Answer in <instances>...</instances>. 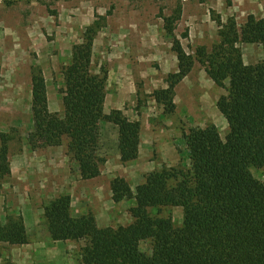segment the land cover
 Instances as JSON below:
<instances>
[{"label": "rangeland", "instance_id": "obj_1", "mask_svg": "<svg viewBox=\"0 0 264 264\" xmlns=\"http://www.w3.org/2000/svg\"><path fill=\"white\" fill-rule=\"evenodd\" d=\"M181 6L175 33L194 59L191 71L175 86L173 113H165L153 97L165 88V78L177 69V59L165 36L163 17ZM264 18V0H0V133H8L10 174L0 179V221L22 216L27 243H0L2 264H83L85 241H52L44 206L58 195L70 196L73 217L92 214L99 227L125 226L132 222L133 201L115 202L110 183L124 178L132 189L145 176L162 168H188L182 132L213 124L222 138L228 125L216 107L225 90L216 86L197 60L196 49L207 52L219 43L217 18H233L240 26L247 15ZM98 21L93 43L92 70H107L104 112L120 109L140 122L138 157L120 160L117 127L100 121L94 135V151L104 158L100 175L79 176L76 162L63 143L33 147L28 142L31 68L38 66L47 87L49 109L61 113L59 90L62 70L71 49L80 43L87 26ZM187 33V37H182ZM246 64H264V47L239 42ZM264 183V168L251 167ZM152 216L170 217L182 223L177 206L150 208ZM150 251V242L140 244Z\"/></svg>", "mask_w": 264, "mask_h": 264}, {"label": "trees", "instance_id": "obj_2", "mask_svg": "<svg viewBox=\"0 0 264 264\" xmlns=\"http://www.w3.org/2000/svg\"><path fill=\"white\" fill-rule=\"evenodd\" d=\"M178 5L164 16L163 29L177 59V69L165 78L166 87L153 92L165 113H173L175 86L191 71L194 59L175 33L181 17ZM219 43L210 52L196 49L211 81L225 90L216 107L226 120L224 138L213 124L190 127L182 132L188 168H162L148 173L131 188L121 177L110 183L115 202L133 201L132 222L125 226L99 227L92 214L73 217L70 196L58 195L44 206L52 241H85L83 264H264V183L251 167L264 168V64H246L239 42L264 47V18L247 15L238 26L233 18H217ZM98 21L83 32L71 49L62 70L61 113L49 109L46 81L38 66L31 68L28 142L33 147L65 143L76 162L79 176L100 175L105 159L94 151V135L100 121L117 127V148L123 163L138 157L140 122L120 109L104 112L107 70L91 67ZM182 37H187L183 33ZM8 133H0V179L10 174ZM177 206L182 209L180 227L170 217L152 216L150 208ZM150 242V251L140 244ZM0 243H27L22 216L0 221ZM0 264L1 261H0Z\"/></svg>", "mask_w": 264, "mask_h": 264}]
</instances>
